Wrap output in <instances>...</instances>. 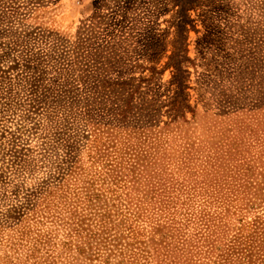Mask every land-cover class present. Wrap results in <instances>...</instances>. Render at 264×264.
Segmentation results:
<instances>
[{"label": "rangeland", "instance_id": "1", "mask_svg": "<svg viewBox=\"0 0 264 264\" xmlns=\"http://www.w3.org/2000/svg\"><path fill=\"white\" fill-rule=\"evenodd\" d=\"M263 223L264 0H0V264H264Z\"/></svg>", "mask_w": 264, "mask_h": 264}, {"label": "trees", "instance_id": "2", "mask_svg": "<svg viewBox=\"0 0 264 264\" xmlns=\"http://www.w3.org/2000/svg\"><path fill=\"white\" fill-rule=\"evenodd\" d=\"M126 175H128V177L131 175L130 173H127ZM178 205L179 206H185L186 204L185 203H177V202H175V204L174 205H171V204H159L158 206H156V207H153V213H160V214H158L159 215V217H160V219H161V217H162V214L163 213H165V210H167V209H170V208H173L174 210L176 209V207H178ZM137 205H135V207H136ZM166 222V221H165ZM177 227V226H176ZM261 229L263 228V231H264V223H263V226L262 227H260ZM255 229H256V227H255ZM177 230H179V232H181V236L183 237L184 235H187L186 233H185V231H183L180 227H177ZM255 231V230H254ZM109 236H111V235H109ZM162 238H164V239H166L167 240V237H168V234L167 233H163L162 235ZM232 241V239L231 240H229V242H231ZM256 247L258 248V246L256 245ZM263 248V247H262ZM246 249H247V247L246 246H241V247H235V246H233V247H231L230 248V254H236L237 256H239L240 258H249L248 259V261H247V264H251V262H250V257H251V255L252 254H247V253H245L246 252ZM261 251H262V249H261ZM260 261H262V260H260Z\"/></svg>", "mask_w": 264, "mask_h": 264}]
</instances>
